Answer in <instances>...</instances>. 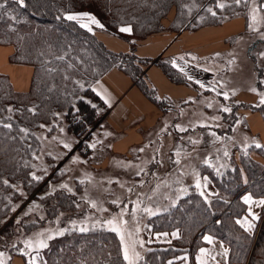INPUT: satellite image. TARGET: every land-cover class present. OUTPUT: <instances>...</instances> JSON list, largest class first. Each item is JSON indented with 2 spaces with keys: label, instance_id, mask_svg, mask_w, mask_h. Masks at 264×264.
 Segmentation results:
<instances>
[{
  "label": "trees",
  "instance_id": "obj_1",
  "mask_svg": "<svg viewBox=\"0 0 264 264\" xmlns=\"http://www.w3.org/2000/svg\"><path fill=\"white\" fill-rule=\"evenodd\" d=\"M206 1L24 0L21 7L15 0H7L4 8L0 9V44L12 45L14 52L9 62L30 65L33 74L29 90L25 93L14 92L6 77L0 75V225L13 208L12 203L19 199L10 182L23 180L25 184L26 179L24 186L27 185V192L31 191V183H27V164L37 151L36 130L40 125L50 120L55 111L65 110L68 130L80 137L86 127L95 123L98 109L84 99L97 103V107L104 105L92 91L91 84L112 67L135 78L141 71L140 66L148 62L125 53L110 52L96 34L102 32L126 42L134 40L140 43L164 30L161 20L170 11L173 10L174 16L168 28L177 31ZM245 7L244 4H235L231 11L237 16L236 13L243 12ZM78 13L94 15L104 28L91 25L93 30L89 32L79 23L65 19L67 15ZM219 19L203 10L196 29L218 25ZM81 22L88 23L86 19ZM127 26L132 28L131 33L119 30ZM260 43L264 45V40ZM60 56L64 59H58ZM249 57L254 60L250 52ZM157 65L173 83L186 82L168 62H157ZM77 81L84 84L83 90ZM256 86L259 90L264 88L259 83ZM141 90L160 107L163 101L154 100L152 91L142 83ZM238 107L259 113L264 121V104L252 106L239 102ZM8 108L13 111L8 112ZM73 108H76L75 115L80 118L76 123L69 121ZM233 118L231 128L237 122ZM3 123L12 124V128H4ZM21 128L28 130L27 135L20 131ZM207 129L217 134L212 126ZM246 152L249 155L255 152L264 158V146L257 148L251 144ZM249 155L240 157V164L231 161L232 168L225 167L218 172L211 168L202 172L209 176L216 191L207 197L210 204L190 189L175 205L149 217L147 223L151 234L179 229L180 235L168 242L148 244L138 264H166L182 253L193 254L203 244L201 238L204 234L214 236L229 247V260L243 261L251 250L247 264H264V218L256 238L248 236L236 223L245 213V206L240 200L244 192L264 198V165ZM201 170L205 171V168L201 167ZM67 203L65 208L74 213L73 219L70 216L67 223L75 227L80 225L88 231L81 232L79 227L48 240V247L42 250L46 264H126L119 236L110 231V227L100 224L108 215L102 217L94 213L84 198L69 197ZM6 252L11 253V248ZM15 256L21 257L27 264V256L17 252L11 253L7 264H11Z\"/></svg>",
  "mask_w": 264,
  "mask_h": 264
},
{
  "label": "rangeland",
  "instance_id": "obj_2",
  "mask_svg": "<svg viewBox=\"0 0 264 264\" xmlns=\"http://www.w3.org/2000/svg\"><path fill=\"white\" fill-rule=\"evenodd\" d=\"M216 2L217 0H207L179 28L186 26L187 31L190 32L198 30L196 26L201 19V13L209 7L216 12L215 17L220 18L218 25L235 18L245 21V31L231 39L232 49L228 51L230 56L225 62L227 73L221 78L219 94L210 91L209 94L204 93L205 96L200 95L201 97L186 104L173 103L159 98L147 83L139 79L141 71L135 78H131L121 70L131 80L136 81L141 92L142 83L152 91L154 100L163 101L158 107L152 99L142 93L156 106L159 120L141 145L133 146L122 154L115 152L111 147L121 133H114L108 126V120L105 118L107 106L101 98L103 107H97V103L88 98L84 99L91 107L95 105L98 109L95 123L86 127L80 137L68 130L65 110L55 111L50 120L40 125L36 130L37 151L27 164L29 170L27 183H31L29 185L31 191L27 192V185L24 186L26 179L25 184L23 180L17 183L10 182L11 188L18 192L19 199L12 203L13 208H10L9 214L2 219L0 225V252L5 254L6 264L11 253L29 252L24 245L27 240L33 241L34 245L40 239L48 242L49 235L55 237L60 230L70 231L80 227L67 223L70 216L72 219L74 216L73 212L65 208L69 197L84 198L94 213L102 217L108 215L104 223H100L103 227H110L106 222L113 218L119 223L120 213L124 210L126 214L123 220L127 221V224L121 225V231L129 246L137 240L144 242L143 247L135 244V251L142 257L146 246L157 242L152 241L154 234H161L150 233L147 220L153 215L144 212V208H149L155 213L162 212L175 205L190 189L197 194L203 191L205 196H211L207 192L206 183L212 184V182L209 176L202 172L211 168L216 172L225 167L232 168L231 161L240 164V157L249 155L246 150L253 140H250L244 132L243 119L249 111L238 107V104L247 100L246 96L241 95L242 92L251 93L250 99L253 101L248 104L252 106L260 104L258 93H264V88L259 90L254 85L259 83L260 86H264V55H262L264 45L260 43L264 40L261 38L264 35V13L263 10L257 13L259 23L254 27L259 30L254 31L249 28V24L252 23V8L259 6L260 0H256L255 5L250 0L243 12L236 13L237 16L231 11L235 5L233 0H222L229 5L223 10L216 7ZM206 13L211 15L207 11ZM173 16L172 10L161 20L164 30L153 35L169 37L170 34L177 33L180 29L175 31L168 28ZM131 41L133 43L129 44V53L125 54L136 57L135 46L138 43ZM144 41H140L139 44ZM249 52L254 57L253 61L249 57ZM231 55L236 56L237 59L232 68ZM222 59L224 58L221 56V61ZM146 61H148L146 65L149 64L150 61ZM157 62L165 61L155 62L160 69ZM94 82L91 84V89ZM255 86L257 91H251ZM225 92L229 96L227 100L223 96ZM209 104L211 107L208 106ZM222 106L231 109L234 107V110L226 113L221 111ZM75 112L76 108H73L70 122L76 123L80 120ZM232 116L235 117L234 121L237 119L236 126H232L233 131H231ZM211 126L216 129L215 136L212 135L213 131L207 129ZM179 128H184L186 131H180ZM64 143L71 144L72 150L68 151L64 148ZM256 143L255 141L254 144ZM90 144H95V148L89 147ZM81 145L82 148L79 149ZM141 149L143 151H140ZM225 151L228 156L224 155ZM73 158H78V161L73 163ZM177 160L179 163L175 162ZM201 167L205 168V171L201 170ZM33 173L43 179L33 180ZM197 182L201 185L199 189L196 188ZM62 184H67L72 191L61 188ZM184 189L187 191H183ZM210 192L215 191L212 189ZM113 201H117L118 205ZM93 203L96 207H92ZM137 227L140 229L138 233ZM41 233L44 235L41 236ZM9 248L11 253L6 252Z\"/></svg>",
  "mask_w": 264,
  "mask_h": 264
},
{
  "label": "crops",
  "instance_id": "obj_3",
  "mask_svg": "<svg viewBox=\"0 0 264 264\" xmlns=\"http://www.w3.org/2000/svg\"><path fill=\"white\" fill-rule=\"evenodd\" d=\"M245 26L244 20L235 18L223 25L203 27L193 32L187 31L185 26L177 33L170 34L169 37L150 36L146 41L135 46L136 58L150 61L149 64L140 66L139 79L147 83L159 98L167 99L173 103L186 104L197 99V97L199 98L200 95L205 96V92L209 94L212 91L217 94L220 91L221 78L227 73L225 62L228 61V56H230L228 51L231 48V39H233V36H238V34L244 32ZM96 37L107 50L113 53H129V44L133 43L102 32H98ZM13 52L12 46H0V75L6 77L14 92L25 93L30 87L33 67L9 62V57ZM221 56L224 58L222 61ZM180 57H183V59H179ZM192 57L196 59H192ZM174 60L176 67H173L172 64ZM236 60V56L231 55V68ZM156 61L168 62L171 67L181 74L186 82L182 84L173 83L155 65ZM189 77H192V79H189ZM196 81H200L205 87H200V84ZM253 81L255 83L254 79ZM92 88L96 89L94 91L96 94L97 92L100 93V95H97L99 98L104 97L101 100L107 106L105 118L108 120L107 123L111 131L121 133V136L111 146L115 152L122 154L133 146L141 145L145 141V137L157 126L159 112L156 106L142 94L136 85V81L131 80L117 67L107 70L94 82ZM241 95L246 96L247 100L240 102L251 104L253 101L250 99L251 93L247 91L242 92ZM105 100L108 103H105ZM243 119L244 132L250 140H253L251 144L256 141L264 146V121L261 115L246 112V117ZM231 131H233V128ZM249 156L254 161L264 165V158L261 155L253 152ZM206 184L204 185H206L208 194L214 195L216 191L213 185L208 182ZM212 189L215 192H210ZM249 194L253 200L264 199L263 197H255L251 192L246 191L240 197L243 204V197ZM244 206L245 213L239 218L241 220L248 217L249 205L244 204ZM252 210L259 216L258 220L253 221L255 227L250 231H246L240 225L239 227L248 236L256 238L264 218V207H257L253 204ZM248 219L251 220V217H248ZM172 233L180 235V230L169 232L167 236L162 235L163 233L154 234L152 241H169L173 238ZM205 236H210L212 243L205 241L203 239ZM201 241L203 244L193 254L182 253L168 260L166 264H169V261H172V264H200L201 261L204 264H247L248 262L251 250L243 261H231L229 260L230 249L225 243L209 234H204ZM202 248L205 250L204 254L200 252ZM42 250L39 251L37 264H46ZM225 250H227V255H224ZM29 253L27 259L36 255L35 250H29ZM185 257L186 259H184ZM11 264L24 263L21 257L15 256L12 258Z\"/></svg>",
  "mask_w": 264,
  "mask_h": 264
},
{
  "label": "snow or ice",
  "instance_id": "obj_4",
  "mask_svg": "<svg viewBox=\"0 0 264 264\" xmlns=\"http://www.w3.org/2000/svg\"><path fill=\"white\" fill-rule=\"evenodd\" d=\"M15 2L18 3L21 7L24 6V0H15ZM5 3H7V0H4V3H0V9L4 8ZM233 3L236 4L237 6H239L241 4L248 5L250 3V0H233ZM251 3L253 5H255L256 4V0H251ZM227 6H229V5H227L226 3L222 2V0H217V2H216V7L221 9V10H223ZM262 10H264V0H260L259 6H256V7L252 8V16H251L252 23L249 24V28L250 29H252L254 31H258L259 30V29L255 28L254 25L256 23H259V20L257 18V13L261 12ZM206 11L211 13L212 16L216 15V12L213 11V9L211 7L207 8ZM12 19H15V17H12ZM65 19H67L69 21H75V22L79 23L81 28H86L89 32H92V30H93L91 25H95L98 28H104V25L94 15H91L89 13L70 14V15H67L65 17ZM85 19L88 21L87 24L81 22L82 20H85ZM119 30L121 32H125V33H131L132 32V28L130 26L121 27ZM261 38L264 39V35H262ZM262 55H264V53H262ZM58 59L63 60L64 57L60 56V57H58ZM179 59L182 60L183 57H180ZM192 59H196V58L192 57ZM172 64H173V67L177 66L175 60L172 61ZM69 67H71V65H69ZM205 71H207V69H205ZM189 79H192V77H189ZM76 83L78 84V86H79V88L81 90L84 89V84L80 83L79 81H77ZM196 83H199L200 87H202V88L205 87V85L203 83H201L200 81H196ZM92 90L96 91V89H92ZM251 91L256 92L257 90H256V88H252ZM233 94H235V93H233ZM97 95H100V93L97 92ZM258 95L260 96V101H259L260 104H264V93H258ZM223 96H224V99H226V100L229 98L228 93H226V92L223 93ZM101 98L103 99L104 97H101ZM80 99H83V97H81ZM105 103H108V101L105 100ZM208 106L211 107V104H209ZM93 107H95V105H93ZM7 111L8 112H12L13 109L12 108H8ZM29 111H34V109H29ZM221 111L226 112V113H230L232 110H231L230 107H223L222 106L221 107ZM2 126L4 128H8V129L12 128V124H10V123H3ZM179 130L180 131H186V129H184V128H179ZM20 131L25 133V135H27V133H28V130L24 129V128H21ZM61 131H63V129H61ZM212 135L215 136V133H212ZM217 139H219V137H217ZM95 146H96L95 144H90L89 145V147H91V148H95ZM63 147L66 148L68 151L72 150V145L69 144V143H64ZM255 147L260 148L262 146L259 143H256ZM140 151H143V149H141ZM224 155L228 156L227 151H225ZM77 161H78V158H73V163H76ZM175 162L179 163L178 160L175 161ZM32 179L35 180V181H40V180L43 179V177L36 176L35 173H33L32 174ZM4 183L6 184L7 181H4ZM60 187L67 189L69 192L72 191L71 188H68L67 184H62ZM200 187H201L200 183L197 182L196 188L199 189ZM129 191H132V190L129 189ZM183 191H187V190L184 189ZM199 194L202 197H204L206 203L210 204V202L208 201L207 196H205V193L203 191H201ZM243 202H244V204L249 205L248 217H251V220H249L248 217H245V218H243V220L237 219L236 223L238 225H240L241 227L245 228L246 231H250L251 229H253L255 227L253 221H256V220L259 219V216L256 213L253 212L252 205L255 204L257 207H264V199L253 200L252 196L249 194V195H245L243 197ZM113 203L118 205L117 201H113ZM92 207H96V205L93 203ZM137 207H139V204H137ZM14 210L15 209H13V211ZM105 211H106V209H105ZM143 211L148 213L150 216L156 214L155 212H152L151 209H149V208H144ZM125 214H126V212L124 210H122L121 213H120V221H119V223L117 222V220L115 218H113L111 220H108L106 223L110 226L109 230L114 232V233H116L117 236H119L120 243L123 246V258L127 262V264H137V262L140 259H142V257L140 256L139 252L135 251V244H139L141 247H143L144 242L140 241V240H137L131 246H129L126 243L124 233L121 231V225L122 224H127V221L123 220V216ZM134 214H135V212H133V215ZM139 230H140L139 227H137V230H136L137 233L139 232ZM65 231H67V230L66 229L65 230H60V231H58L56 233V235L62 236V235H64ZM79 231L85 232V231H88V229L85 228V227H81V228H79ZM40 235L43 236L44 234L41 233ZM162 235L167 236L168 233H163ZM172 236H173V238H179V234L178 233H172ZM53 238H54L53 236L49 235L47 237V240H51ZM203 239L205 241H207L208 243H212V238L210 236H205V237H203ZM149 242H151V241H149ZM24 245H25V248H27L29 250H35V252H36L35 256H31V258L28 259L27 264H37V257L39 256L40 249H44V248L48 247V244H47V242L44 239L37 240L35 242V245L33 244V241L27 240V241L24 242ZM200 252H201V254H204L205 250L202 248V249H200ZM23 255L29 256L30 253L29 252H23ZM224 255H227V250H225ZM4 256H5V254L3 252H0V264H6V260L4 259ZM184 259H186V257ZM169 264H172V261H169ZM200 264H204V262L201 261Z\"/></svg>",
  "mask_w": 264,
  "mask_h": 264
}]
</instances>
